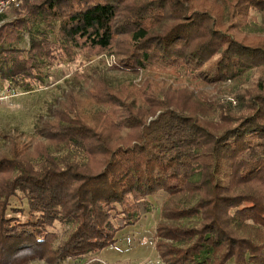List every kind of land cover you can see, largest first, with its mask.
<instances>
[{
  "label": "trees",
  "instance_id": "16d2710c",
  "mask_svg": "<svg viewBox=\"0 0 264 264\" xmlns=\"http://www.w3.org/2000/svg\"><path fill=\"white\" fill-rule=\"evenodd\" d=\"M193 1L23 0L12 20L0 16V84L30 93L60 60L107 53L121 38L117 64L129 73L213 86L264 70V43L235 35L252 14L264 24V0H223L226 28L215 20L218 0L205 10ZM101 77L85 107L78 92L66 95L44 128L43 150L28 155L13 143L0 155V264L99 254L154 212L159 193L154 246L163 264H264V77L239 114L220 113L219 127L186 106L206 102L192 92L170 101L166 90L147 88L149 79L122 96ZM102 105L124 108V125L95 113Z\"/></svg>",
  "mask_w": 264,
  "mask_h": 264
},
{
  "label": "rangeland",
  "instance_id": "374dc122",
  "mask_svg": "<svg viewBox=\"0 0 264 264\" xmlns=\"http://www.w3.org/2000/svg\"><path fill=\"white\" fill-rule=\"evenodd\" d=\"M12 1L0 0V4L2 3L1 6H3L0 8V16H4L6 21L12 20L9 11L12 8H17L23 0H17L16 3H11ZM208 1L194 0L191 7L205 10L211 5ZM218 2L217 12L214 15L215 20L222 28H226L231 20L224 7L225 2L223 0H218ZM233 2L234 0H230V3ZM252 19L249 20L248 26L236 31L235 35L240 39L244 38L254 43H264V24H262L261 15L252 14ZM122 40L123 38L120 39L119 45L116 47L114 45L107 53L89 55L77 51L73 62L66 64L60 60L48 72L49 78L44 83L37 84L35 90L30 93H21L18 90L10 91L5 84H0V155L8 152L13 143L19 144L28 155H34L37 151L43 150L47 142L44 128L53 121V117L57 113L56 108L66 95L72 92L79 93H76L78 95L76 98L80 102V107H85L89 97H83L87 95L93 81L101 77L96 76L99 73L105 80H108L111 87L118 88L122 96L134 89L143 90L142 86L149 79L152 84L147 88L155 93H162L166 90L167 98L170 101L176 100L177 97V100L181 102L187 97L186 92H192L194 97L204 98L206 102L202 106L200 103H195V99H193L188 101L186 106L190 105V110L195 113L194 106L198 105L196 114H201L199 115L200 120L213 127H219L222 124L220 113L226 111L233 116L239 114L240 102L243 101V105H246V102L257 92V83L264 77V70L255 68L237 80H227L220 85L206 86L191 79H183L188 82L181 81L182 76L177 78L150 71L129 73L117 64L115 53L121 52ZM74 73L80 76L86 74L88 77L79 80L77 84L70 82L67 85L66 82ZM64 80L67 81L64 82ZM177 87L179 92H177ZM211 107L213 108L211 109ZM110 109L111 107L105 105L94 107L95 113L96 111L113 113L116 122L123 126V121L128 116L124 108H114V111H110ZM83 110L87 112L86 108ZM54 132L56 131L52 130V133ZM119 134L124 137L130 133L125 127H122ZM165 197L163 193H159L151 198L154 212L142 217L137 224L117 233V243L113 247L81 260L58 259L53 264H146L149 261L160 260L154 246L156 242L155 227L159 220V208ZM64 231L65 228L62 227L56 229L61 239ZM30 264L48 263L44 260H34Z\"/></svg>",
  "mask_w": 264,
  "mask_h": 264
},
{
  "label": "built area",
  "instance_id": "2783aa9c",
  "mask_svg": "<svg viewBox=\"0 0 264 264\" xmlns=\"http://www.w3.org/2000/svg\"><path fill=\"white\" fill-rule=\"evenodd\" d=\"M16 2H17V0H13L11 3H16ZM1 5H2V3L0 4V8L3 7ZM146 264H163V263L160 260H156V261H149Z\"/></svg>",
  "mask_w": 264,
  "mask_h": 264
}]
</instances>
